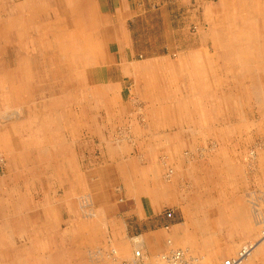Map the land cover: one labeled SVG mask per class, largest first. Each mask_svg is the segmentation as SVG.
Returning a JSON list of instances; mask_svg holds the SVG:
<instances>
[{"label": "rangeland", "instance_id": "obj_1", "mask_svg": "<svg viewBox=\"0 0 264 264\" xmlns=\"http://www.w3.org/2000/svg\"><path fill=\"white\" fill-rule=\"evenodd\" d=\"M258 1L129 0L137 15L130 29L146 47L153 49L154 42L162 48L146 54L160 57L162 64L143 65L144 81L131 89L133 81H126L123 91H114L106 84L105 69L86 67L96 54L90 51L95 43L70 36L77 32L75 22L55 20L65 17L61 7L55 12L46 2L0 0V186L31 200L27 191L33 178L36 190L43 178L51 197L66 201L71 211L62 213L60 232L51 235L67 237L64 264H126L140 247L147 258L181 250L203 264H219L244 242L259 239L257 216H264V0ZM76 55L84 58L81 65L72 63ZM175 112L185 131L183 145L196 143L180 150L186 172L165 179L171 166L165 157L161 176L144 185L146 195L160 194L153 198L161 201L160 213H138L151 217L149 223L127 228L136 233L130 235L132 246L117 242L128 211L122 182L112 178V165H104L98 137L108 140L112 132V138L120 139L117 133L125 126L150 139L158 134L159 118ZM44 159L54 160L51 169L40 165ZM79 169L80 180L75 175ZM147 177L152 179L151 173ZM2 203L14 204L7 195ZM175 223L176 238L167 235ZM147 229L165 234L164 251L148 249L140 237Z\"/></svg>", "mask_w": 264, "mask_h": 264}, {"label": "crops", "instance_id": "obj_2", "mask_svg": "<svg viewBox=\"0 0 264 264\" xmlns=\"http://www.w3.org/2000/svg\"><path fill=\"white\" fill-rule=\"evenodd\" d=\"M39 1L46 2L49 6H55V12H58L60 7L62 8V13L65 14V17H55V20L58 22L65 20L66 23L69 21L75 22L77 32L75 34L70 33V31L67 33H70V36L76 35L90 38V45L94 46L93 43H95L94 48L90 50L91 54L96 53L97 48L100 49L101 57L95 59L93 54L90 64L86 67L90 69H105L106 84L110 87L114 86V91H123V85L126 81H133L130 89L136 86L138 82L144 81V73L140 71L143 65L148 64L145 66L146 68L158 67L162 64L160 57L146 55L151 50H153V54L156 52L160 53L162 48L158 46L156 49L154 42H150L153 49L146 47L147 42L143 38H139L140 34L136 30L133 32L130 29V23L137 22V19H133L137 15L135 10L131 9L129 0ZM39 1L29 0L33 5H36L35 2L38 3ZM41 9L43 12L44 8ZM44 24L41 26L42 29L46 28ZM137 57L144 58L138 61ZM205 116L208 117L209 114H205ZM178 118L176 112L170 115H163L157 123L158 134L150 139L148 137L144 138L140 129L137 130L139 132L135 133L130 127L125 126H122L117 133L120 139L112 138V132L108 140H102L98 137L99 145L97 148L103 150L102 157H104L105 162L110 161V164L104 163V165H112V175H115L112 178L122 182V196L126 200L124 201L125 209L128 211L126 213L128 221L125 223L126 225H122V232L121 230L118 231L119 236L117 238H119V241L117 242H127L129 246H132L130 235L136 233L127 231V228L131 230L134 225L140 227L149 223L147 220L151 217L142 218L138 213H149L150 211L153 214L160 213L161 201L155 202L156 200H153V198H158L160 194L155 190L146 195V186L144 187V185L146 181H156L161 176L163 165L167 163L166 158L168 163H171V166L168 167L172 169V178H176L180 172L185 171L182 167L184 160L179 158L180 150L182 147H191L196 145V143L193 141L186 144V146L183 145L185 131L183 132L182 121ZM167 126L170 128L176 127V129L166 131ZM193 138L195 139V136ZM160 156H162V159L159 160ZM52 161L54 160L44 159L39 162H41L40 165H44V169H49V165L53 164ZM39 162H37V165ZM57 162L59 163V161ZM135 166H138V168L135 169ZM58 167L59 172L65 174L64 165L59 163ZM34 169L35 167L33 166L32 171ZM96 169L98 168L89 169V174L92 176L90 177L91 179L94 178L93 175L96 174ZM149 173H151L152 179L147 177ZM183 174L186 175L187 173ZM75 175L80 180L83 172L79 169L78 173L75 172ZM33 181L34 178L32 180V188L27 191L30 193L31 200L27 196L19 198L20 194L17 189L0 186V264H64L65 262L66 238H56L51 237V235L54 232L56 234L60 232L62 213L64 211L70 212L71 210L66 209L67 204L63 198L53 199L51 197L47 190V185H43V178V188L41 187L39 190H36L37 188ZM3 195L13 199L14 204L2 203ZM34 195H36L37 200H33ZM146 197H148L149 206L146 205ZM50 220H53V224H51ZM178 232L179 228H177L175 223L171 225L170 233L167 235L176 238ZM164 235L160 230L150 229L140 233V237H143L146 244H149L147 245L148 249H153L155 252H162L166 249ZM253 263L264 264V240L258 243L250 257L246 258L241 264Z\"/></svg>", "mask_w": 264, "mask_h": 264}, {"label": "built area", "instance_id": "obj_3", "mask_svg": "<svg viewBox=\"0 0 264 264\" xmlns=\"http://www.w3.org/2000/svg\"><path fill=\"white\" fill-rule=\"evenodd\" d=\"M166 171L169 175L165 173V178L169 179L172 170L167 166ZM257 226L259 228V239L255 242H244L233 257L227 258L219 264H241L246 258H248L260 240L264 239V216H257ZM133 243L136 245L138 242L137 240H133ZM131 256V260L126 264H203L199 259L189 257L181 250H170L166 253L156 255L153 258H147L140 247L135 248Z\"/></svg>", "mask_w": 264, "mask_h": 264}, {"label": "bare ground", "instance_id": "obj_4", "mask_svg": "<svg viewBox=\"0 0 264 264\" xmlns=\"http://www.w3.org/2000/svg\"><path fill=\"white\" fill-rule=\"evenodd\" d=\"M256 1H258V0H256ZM259 2V1H258ZM228 3H229V1H228ZM258 4V3H257ZM80 5V4H79ZM229 5V4H228ZM82 6V5H81ZM79 7V6H78ZM100 8V7H99ZM229 8V7H228ZM84 9V8H83ZM80 10V9H79ZM78 11V10H77ZM57 12V11H56ZM119 15H121V14H119ZM218 15V14H217ZM216 16V15H215ZM218 16H220V15H218ZM88 17V16H87ZM80 18H81V16H80ZM122 18V17H121ZM218 18V17H217ZM254 20H255V18H254ZM222 21V20H221ZM83 23V22H82ZM222 23V22H221ZM217 26V25H216ZM213 27V26H212ZM100 29H101V27H100ZM107 29H108V27H107ZM215 29V28H214ZM22 35H23V33H22ZM257 37V36H256ZM29 39V38H28ZM115 44V43H114ZM24 45V44H23ZM257 45H258V43H257ZM111 48V47H110ZM258 49H259V45H258ZM114 50V49H113ZM112 50V51H113ZM96 54H95V59L96 58H100L101 57V52H100V49L99 48H97L96 49ZM68 54V56L70 55V53H67ZM214 56V55H213ZM116 57V56H115ZM73 58V61H72V63H79V64H77V65H80L82 62H83V60H84V58L82 57V55H79V56H73L72 57ZM192 60V59H191ZM261 61V60H260ZM11 63V62H10ZM125 63V62H124ZM259 63V62H258ZM253 67H254V65H253ZM236 71V70H235ZM238 71V70H237ZM231 73V72H230ZM96 74V73H95ZM99 74V73H98ZM233 74V73H232ZM135 75H136V73H135ZM96 76V75H95ZM99 76V75H98ZM100 78V77H99ZM197 79V78H196ZM257 79V78H256ZM237 80V79H236ZM138 81V80H137ZM199 81V80H198ZM239 82H241V81H239ZM100 83V82H99ZM141 83V82H140ZM238 84V83H237ZM236 84V85H237ZM252 86V85H251ZM254 86V85H253ZM253 89V88H252ZM251 89V90H252ZM202 90V89H201ZM259 90V89H258ZM256 92V91H255ZM254 92V93H255ZM259 92V91H258ZM255 95V94H254ZM261 95V94H260ZM189 97V96H188ZM123 99V98H122ZM259 99V98H258ZM21 109V108H20ZM64 109V108H63ZM64 112H65V110H63ZM180 111V110H179ZM262 111V110H261ZM13 113V112H12ZM140 113V112H139ZM261 113V112H260ZM1 117V116H0ZM8 119H9V117H8ZM10 120V119H9ZM7 122V121H6ZM9 122V121H8ZM188 129V128H187ZM188 131H190V130H188ZM193 132H192V130H191V134H192ZM120 134V133H119ZM126 134H127V132H126ZM181 135V134H180ZM10 136V135H9ZM112 137V136H111ZM13 138V137H12ZM104 139V138H103ZM17 141V140H16ZM19 150V149H18ZM30 151V150H29ZM22 154V153H21ZM178 154V153H177ZM26 157V156H25ZM33 158V157H32ZM34 161V160H33ZM143 161V160H142ZM48 163V162H47ZM177 164V163H176ZM24 165H26V164H24ZM153 168V167H152ZM51 169V168H50ZM143 198V197H142ZM140 200V199H139ZM244 210V209H243ZM43 214V213H42ZM100 214V213H99ZM101 214H102V212H101ZM93 215V214H92ZM104 222V221H103ZM65 232H67V231H65ZM67 238V237H66ZM250 238V237H249ZM41 240V239H40ZM251 240V239H250ZM262 240H264V239H261V241ZM260 241V242H261ZM43 249V248H42ZM250 257V256H249ZM257 258V257H256ZM251 259V258H250ZM17 262V261H16ZM254 264V263H253Z\"/></svg>", "mask_w": 264, "mask_h": 264}]
</instances>
